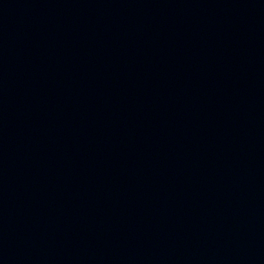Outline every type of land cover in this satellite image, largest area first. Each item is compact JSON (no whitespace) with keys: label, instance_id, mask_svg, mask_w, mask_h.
<instances>
[{"label":"water","instance_id":"1","mask_svg":"<svg viewBox=\"0 0 264 264\" xmlns=\"http://www.w3.org/2000/svg\"><path fill=\"white\" fill-rule=\"evenodd\" d=\"M0 264H264V0H0Z\"/></svg>","mask_w":264,"mask_h":264}]
</instances>
